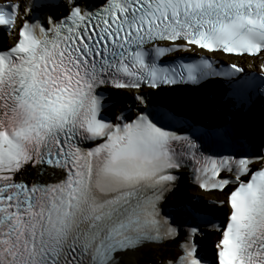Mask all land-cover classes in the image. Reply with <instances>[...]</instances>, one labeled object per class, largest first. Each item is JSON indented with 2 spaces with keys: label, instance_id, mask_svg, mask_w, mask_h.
I'll use <instances>...</instances> for the list:
<instances>
[{
  "label": "snow or ice",
  "instance_id": "snow-or-ice-1",
  "mask_svg": "<svg viewBox=\"0 0 264 264\" xmlns=\"http://www.w3.org/2000/svg\"><path fill=\"white\" fill-rule=\"evenodd\" d=\"M208 78L223 125L179 134L171 105ZM257 102L264 0H0V264H264V116L259 143L235 122ZM183 173L226 196L224 224L163 210Z\"/></svg>",
  "mask_w": 264,
  "mask_h": 264
},
{
  "label": "bare ground",
  "instance_id": "bare-ground-1",
  "mask_svg": "<svg viewBox=\"0 0 264 264\" xmlns=\"http://www.w3.org/2000/svg\"><path fill=\"white\" fill-rule=\"evenodd\" d=\"M251 67V66H250ZM192 98V97H191ZM187 106L189 107V109H193V107H194V101H187ZM261 114H263V112H261ZM259 119H260V123H261V119H262V117L261 116H259ZM260 123H259V126H260ZM186 190H187V188H186ZM187 192H190V193H193V192H195L193 189H189ZM198 194H200L201 195V197H205V196H207V194H203V193H199L198 192ZM200 203H201V201H199ZM215 210H219V208L218 207H216L215 208ZM218 219V221H221V219L220 218H217ZM211 239L213 238V237H210Z\"/></svg>",
  "mask_w": 264,
  "mask_h": 264
},
{
  "label": "rangeland",
  "instance_id": "rangeland-1",
  "mask_svg": "<svg viewBox=\"0 0 264 264\" xmlns=\"http://www.w3.org/2000/svg\"><path fill=\"white\" fill-rule=\"evenodd\" d=\"M187 193V192H186Z\"/></svg>",
  "mask_w": 264,
  "mask_h": 264
}]
</instances>
